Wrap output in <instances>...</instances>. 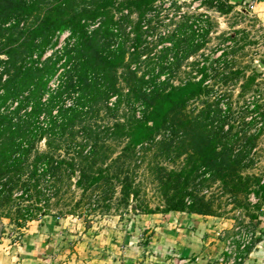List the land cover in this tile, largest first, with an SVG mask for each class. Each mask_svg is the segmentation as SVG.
<instances>
[{
  "label": "trees",
  "instance_id": "obj_1",
  "mask_svg": "<svg viewBox=\"0 0 264 264\" xmlns=\"http://www.w3.org/2000/svg\"><path fill=\"white\" fill-rule=\"evenodd\" d=\"M157 1L0 0V205L15 202L16 187L30 198L33 189L39 200L46 192L39 187L41 179L52 178L57 188L56 180L64 174L75 175L74 183L83 191L105 184L114 191L119 185L122 200L129 205L137 189L125 166L136 158L138 146L145 144L157 145L168 155L172 150L185 155L179 169L160 167L158 181L166 203L163 212L217 215L213 198L191 189L199 176L202 182L219 179L237 203L252 191L264 199L261 177L243 171L249 150L234 153L232 143L224 139L223 123L215 129L213 121H208L215 108L209 104L196 113L187 109L190 100L210 92L205 81L214 59L200 68L199 79L191 77L180 84L138 74L131 64L137 52L127 60L129 52L119 40L122 23L131 12L138 13L134 26L137 46L140 21ZM125 9L128 13H123ZM118 12L121 14L116 17ZM97 19L99 25L90 31L88 20ZM64 30L70 31L64 45L43 57ZM112 96L116 98L109 105ZM99 101L109 110L118 109L125 101L132 108L128 116L106 129L109 137L124 143L110 162L107 159L112 151L102 142L100 132L84 122ZM136 102L143 106L139 115ZM79 134L84 140H77ZM42 139L48 148L40 150L37 144ZM89 140L92 143L87 147ZM63 145L65 154L59 151ZM208 172L210 178L205 176ZM48 187L50 190L52 184ZM261 204L255 205L257 210ZM256 211L250 213L252 220L259 219ZM16 214V219L24 221L37 217L28 206ZM47 214L44 209L42 216ZM58 217L53 215L55 220Z\"/></svg>",
  "mask_w": 264,
  "mask_h": 264
},
{
  "label": "rangeland",
  "instance_id": "obj_2",
  "mask_svg": "<svg viewBox=\"0 0 264 264\" xmlns=\"http://www.w3.org/2000/svg\"><path fill=\"white\" fill-rule=\"evenodd\" d=\"M227 9V0H174L172 3L158 0L140 21V43L134 45V26L139 19L136 11L131 12L129 19L122 23L119 40L125 42L129 52L127 60L137 52L131 64L135 65L138 74L145 73L146 77L168 80L172 84H180L191 77L199 78L200 68L215 59L205 81L211 88L210 92L190 100L187 109L196 113L209 104L215 108L208 121H213L215 129H219L223 123L224 139L232 143L234 153L249 150L243 159V171L260 176L264 182V66L258 64L259 60H264V23L243 10ZM123 13H128V10L125 9ZM120 14L118 12L116 17ZM56 37V44H49L43 57L64 45L68 37L67 30ZM55 83L56 80L50 84ZM120 83L123 81L120 80ZM115 98H110L109 105ZM135 105L139 115L143 106L139 102ZM92 109L84 122L100 132L102 142L112 151L111 157L107 159L110 162L121 152L124 143L119 138L109 137L106 129L115 120H123L128 116L132 108L125 101L118 109L109 110L99 101ZM162 135L159 134L156 139ZM77 140H84V136L79 134ZM91 143L89 140L87 147ZM37 146L40 150L48 148L46 139H42ZM65 147L63 145L59 149L62 154H65ZM69 149L72 152L71 147ZM137 149L136 158L128 164L129 167L127 164L125 166L137 189L136 197H130L129 205L122 200L119 185L114 191H110V184L100 189L83 191L74 183L75 175L68 177L64 174L62 179L56 180L58 189L52 178L41 179L39 187L45 188L46 192L40 194L39 200L33 189L30 198L22 195L21 187H16L13 192L15 202L11 206L0 205V238L20 239L23 226L29 221L46 217L42 216L44 209L49 212L48 218L70 215L73 220L92 230L103 229L113 221L119 222L121 218L127 219L132 210L135 213H147L144 209L151 208L160 212L166 204L158 181L160 167L179 169L184 164L185 155L178 156L176 150L168 155L157 145L145 144ZM209 174L205 176L210 178ZM202 180L203 177H197L191 189H196L208 199L212 197L216 214L233 218L234 224H249L250 213L257 210L255 205L264 202L257 195L258 202L252 203L248 195L246 200L237 203L219 179ZM50 184L52 188L49 190ZM49 192L52 194L47 195ZM26 206L31 207L37 217L27 221L16 219V211ZM5 212H10V216L3 215Z\"/></svg>",
  "mask_w": 264,
  "mask_h": 264
},
{
  "label": "crops",
  "instance_id": "obj_3",
  "mask_svg": "<svg viewBox=\"0 0 264 264\" xmlns=\"http://www.w3.org/2000/svg\"><path fill=\"white\" fill-rule=\"evenodd\" d=\"M264 23V0H227ZM264 62V60H261ZM130 212L92 230L70 216L29 221L20 239L0 238V264H222L234 220L215 214ZM248 225L256 241L241 264H264V202Z\"/></svg>",
  "mask_w": 264,
  "mask_h": 264
},
{
  "label": "built area",
  "instance_id": "obj_4",
  "mask_svg": "<svg viewBox=\"0 0 264 264\" xmlns=\"http://www.w3.org/2000/svg\"><path fill=\"white\" fill-rule=\"evenodd\" d=\"M165 1H168V3H172L174 0H165ZM99 23H100L99 19L94 21L88 20L89 30L91 31L92 29L97 27ZM67 34L68 35L70 34L69 30H67ZM133 67L135 68V65H133ZM201 76L202 74H200V77ZM249 200L252 203H257L259 197L254 191H252L249 193ZM255 241H256V231L253 227H251L248 224L245 225L235 224L233 233L225 236V246L223 249L224 253L219 258L220 262L222 264H241L244 261V257L249 252V249L254 246Z\"/></svg>",
  "mask_w": 264,
  "mask_h": 264
},
{
  "label": "water",
  "instance_id": "obj_5",
  "mask_svg": "<svg viewBox=\"0 0 264 264\" xmlns=\"http://www.w3.org/2000/svg\"><path fill=\"white\" fill-rule=\"evenodd\" d=\"M258 64H259L261 67H263V66H264V62H263V61H261V60H259V61H258Z\"/></svg>",
  "mask_w": 264,
  "mask_h": 264
}]
</instances>
